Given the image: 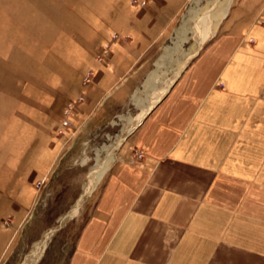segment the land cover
<instances>
[{"label":"rangeland","instance_id":"1","mask_svg":"<svg viewBox=\"0 0 264 264\" xmlns=\"http://www.w3.org/2000/svg\"><path fill=\"white\" fill-rule=\"evenodd\" d=\"M215 1L0 0V264L27 260L110 152L88 198L50 238L35 264L68 263L118 159L128 155L137 165L145 157L140 150V158L134 153V134L116 145L196 53L202 11ZM240 4L226 0L225 14L217 18L186 88L180 89L182 96L187 87L190 95L203 94L208 103L203 117L224 118L220 133L209 118L208 130L212 147L225 155L218 177L234 184L225 195L230 201L236 197V176L264 182V98L238 97L236 90ZM243 102L241 116H251V124L237 126L236 103ZM197 126L192 133L198 135ZM236 127L245 134L237 143ZM193 134L195 149L199 138L195 141ZM240 144L257 153L255 173L236 172ZM257 240L264 246V237Z\"/></svg>","mask_w":264,"mask_h":264},{"label":"crops","instance_id":"2","mask_svg":"<svg viewBox=\"0 0 264 264\" xmlns=\"http://www.w3.org/2000/svg\"><path fill=\"white\" fill-rule=\"evenodd\" d=\"M201 56L188 62L131 134L145 157L137 165L128 155L118 159L67 264H264L257 240L264 237V182L236 176V197L227 200L234 184L218 177L225 155L212 147L209 117L202 116L208 103L189 87L180 93ZM236 78L238 97L264 98V0H241L236 10ZM244 106L236 103L237 126L251 124V116H241ZM209 119L219 133L226 125L222 117ZM242 131L236 127V143ZM192 134L199 138L195 149ZM242 145L236 146V172L255 173L258 155Z\"/></svg>","mask_w":264,"mask_h":264},{"label":"bare ground","instance_id":"3","mask_svg":"<svg viewBox=\"0 0 264 264\" xmlns=\"http://www.w3.org/2000/svg\"><path fill=\"white\" fill-rule=\"evenodd\" d=\"M215 3H216V1H215ZM215 3L212 5V7L210 6V8H207L206 10L204 9L202 11L201 18H200V21L198 22L199 24H198V28L196 31V41H197L198 47H201V45L203 44L205 39H207L208 35L211 33L212 27L216 26L217 18H221L226 12V10H225L226 9V7H225L226 6L225 5L226 0H221L217 6H215ZM165 90L166 89H164L161 92V95L165 92ZM158 98L156 97V99H153L151 101L150 106L146 110H149L155 104V102L158 100ZM146 110L141 112V114L135 119L134 124H136L138 121H140L141 117L145 114ZM110 156L107 159V161L104 165V168L102 170H100V166H99L94 171H91L88 174V177H87L88 182H87V187H86L85 191L91 189L96 184V182L98 181L102 172L104 171V169L107 165V162L110 159ZM82 202L83 201H82V198L80 196L78 198L77 202L75 203V205L67 213L68 217L66 218V220L67 219L69 220V218L72 217V215L75 213V211H77L79 209ZM66 220H63L62 222L64 223V221H66ZM51 237H52L51 234H49V233L45 234L42 237V239L34 245L32 252L27 256V260L23 264H35L36 261L41 256L42 252L44 251L45 246L48 244Z\"/></svg>","mask_w":264,"mask_h":264},{"label":"water","instance_id":"4","mask_svg":"<svg viewBox=\"0 0 264 264\" xmlns=\"http://www.w3.org/2000/svg\"><path fill=\"white\" fill-rule=\"evenodd\" d=\"M219 1L220 0H216V3H215V6H217L218 5V3H219ZM200 51V47L198 48V50L196 51V53L194 54V55H192L190 58H189V60H191V59H193L197 54H198V52ZM188 60V61H189ZM188 61L183 65V67L179 70V72L175 75V77L172 79V81L169 83V85L167 86V88H166V90H165V92L158 98V100L155 102V104L149 109V110H146V112H145V114L141 117V119H140V121H138L134 126H133V128H131L126 134H125V136L124 137H122L121 139H120V141L118 142V144L116 145V147H118V146H120L124 141H125V139L129 136V135H131L135 130H136V128L138 127V125L142 122V120L145 118V116L149 113V111L156 105V104H158L160 101H161V99L168 93V91L170 90V88L172 87V85L175 83V81L179 78V76L182 74V72L184 71V69L186 68V66H187V64H188ZM110 152L105 156V158H104V160L102 161V163H101V165H100V170H102L103 168H104V165H105V163H106V161H107V159L109 158V156H110ZM93 188H94V186L91 188V189H89V190H87V191H85L84 193H82L81 194V198H82V201L84 202L87 198H88V196L90 195V193H91V191L93 190ZM82 204V203H81ZM81 206V205H80ZM68 217V214H66V215H64V218H62L59 222H58V224H57V226L56 227H54V228H52V229H50V230H48V231H46L44 234H43V236L45 235V234H47V233H49V234H51L52 236L62 227V225L64 224L62 221L63 220H66V218ZM65 222V221H64ZM63 223V224H62ZM42 236V237H43ZM42 239V238H41ZM40 239V240H41ZM39 240V241H40ZM46 247V246H45Z\"/></svg>","mask_w":264,"mask_h":264},{"label":"built area","instance_id":"5","mask_svg":"<svg viewBox=\"0 0 264 264\" xmlns=\"http://www.w3.org/2000/svg\"><path fill=\"white\" fill-rule=\"evenodd\" d=\"M134 153L136 154L137 158H140L141 156H143L142 152H140L139 150H135Z\"/></svg>","mask_w":264,"mask_h":264}]
</instances>
